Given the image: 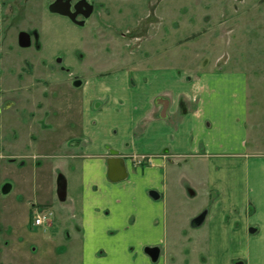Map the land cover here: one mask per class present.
<instances>
[{
    "label": "crops",
    "instance_id": "obj_1",
    "mask_svg": "<svg viewBox=\"0 0 264 264\" xmlns=\"http://www.w3.org/2000/svg\"><path fill=\"white\" fill-rule=\"evenodd\" d=\"M13 75L0 69V106L14 104L4 95L16 86ZM249 84L241 70L208 71L189 79L175 67L140 62L71 85L74 99L59 112L67 115L60 122L65 141L75 145H41L45 152L55 146L60 156L54 163L70 174V179L61 175L70 211L65 238L74 245L69 264H169L162 247L165 206L158 200L168 184L195 187L194 178L181 174L188 161L203 176L208 264H264V132ZM53 115L48 134L54 131ZM3 144L0 124V156ZM113 154L123 161L122 181L108 178L107 160ZM23 206L30 214L28 203ZM63 216L56 221L65 222ZM58 248L61 254L67 251V246ZM146 248L159 249L156 262Z\"/></svg>",
    "mask_w": 264,
    "mask_h": 264
},
{
    "label": "rangeland",
    "instance_id": "obj_2",
    "mask_svg": "<svg viewBox=\"0 0 264 264\" xmlns=\"http://www.w3.org/2000/svg\"><path fill=\"white\" fill-rule=\"evenodd\" d=\"M53 1L0 0V69L17 81L4 94L15 105L0 106L5 149L0 156V264L70 263L74 245L65 238L70 211L67 201H58L55 187L57 177L70 179V174L65 165L54 163L60 156L55 146L45 152L41 145L66 140L60 122L67 115L60 106L74 99L71 85L79 79L140 62L175 67L189 79L208 71L241 70L249 77L264 132V0H90L95 10L82 26L50 13ZM19 32L36 33L38 48H20ZM52 115L55 127L48 134ZM187 166L181 174L194 178L195 187L168 184L158 200L165 206L162 247L169 264H208L207 224L190 226L207 209L202 171L191 161ZM18 201L28 203L31 213ZM38 210L51 213L50 223L34 228L32 212ZM62 214L60 224L56 219ZM60 245L67 246L63 254Z\"/></svg>",
    "mask_w": 264,
    "mask_h": 264
},
{
    "label": "water",
    "instance_id": "obj_3",
    "mask_svg": "<svg viewBox=\"0 0 264 264\" xmlns=\"http://www.w3.org/2000/svg\"><path fill=\"white\" fill-rule=\"evenodd\" d=\"M70 0H55L51 4H49L47 10L50 13L57 14L69 19L72 23H75L79 26L82 25V22L76 21V16L78 15L77 12L72 13L70 11ZM85 4H87L85 2ZM87 12L83 14L84 17H88L92 11V7L87 4ZM34 38L37 41V34L34 33ZM17 42L19 47L21 48H28L31 45L30 35L26 32H20L18 34ZM38 48V46L36 47ZM116 154H113L112 157L108 158L107 166H108V178L113 182L122 181L126 178V174L124 172V168H122L123 161L120 158H115ZM120 166V167H119ZM9 189V188H8ZM8 189H2L4 193L8 192ZM56 196L59 202H64L66 198V187L65 181L62 177H59L56 182ZM153 199H156L158 196L151 195ZM206 212H202L195 218H193L190 222V226L192 228L200 227L203 224ZM144 253L148 255L152 262H156L159 257V249L158 248H146Z\"/></svg>",
    "mask_w": 264,
    "mask_h": 264
},
{
    "label": "flooded vegetation",
    "instance_id": "obj_4",
    "mask_svg": "<svg viewBox=\"0 0 264 264\" xmlns=\"http://www.w3.org/2000/svg\"><path fill=\"white\" fill-rule=\"evenodd\" d=\"M55 1V0H54ZM63 1H65V0H63ZM85 2L88 4V5H90L91 7H92V11H91V13H90V15L88 16V17H84L83 16V14H85L86 12H87V4H85ZM52 3V2H51ZM70 11L72 12V13H74V12H77L78 13V15L76 16V21L77 22H82V25L84 24V21L85 20H87L92 14H93V12H94V10H95V4L93 3V2H91L90 0H70ZM79 19V20H78ZM69 20V19H68ZM70 21V20H69ZM74 25H77V24H75V23H73ZM81 25V26H82ZM77 26H79V25H77ZM20 33V32H19ZM18 33V34H19ZM29 33V35H30V40H31V45H34V47L36 48L38 45H37V43H38V38H37V41H36V39L34 38V33L33 32H28ZM126 36V33H124V34H122L121 36ZM17 38H18V35H17ZM17 44H18V42H17ZM30 45V46H31ZM19 46V45H18ZM21 48V47H20ZM75 81H76V79H75ZM9 187V186H8ZM8 193V192H7ZM7 193H4V194H7ZM38 211H43V210H38ZM38 211H33L32 212V216H33V214L34 213H36V212H38ZM159 253H160V251H159Z\"/></svg>",
    "mask_w": 264,
    "mask_h": 264
},
{
    "label": "built area",
    "instance_id": "obj_5",
    "mask_svg": "<svg viewBox=\"0 0 264 264\" xmlns=\"http://www.w3.org/2000/svg\"><path fill=\"white\" fill-rule=\"evenodd\" d=\"M50 215L51 213L45 210L34 213L32 217L33 225L36 227L48 225L50 223Z\"/></svg>",
    "mask_w": 264,
    "mask_h": 264
}]
</instances>
